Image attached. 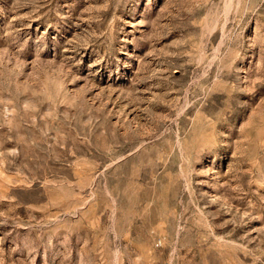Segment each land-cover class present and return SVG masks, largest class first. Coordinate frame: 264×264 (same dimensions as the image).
I'll list each match as a JSON object with an SVG mask.
<instances>
[{"label": "rangeland", "instance_id": "1", "mask_svg": "<svg viewBox=\"0 0 264 264\" xmlns=\"http://www.w3.org/2000/svg\"><path fill=\"white\" fill-rule=\"evenodd\" d=\"M0 264H264V0H0Z\"/></svg>", "mask_w": 264, "mask_h": 264}]
</instances>
